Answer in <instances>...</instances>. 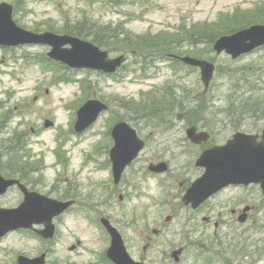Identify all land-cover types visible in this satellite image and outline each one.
I'll list each match as a JSON object with an SVG mask.
<instances>
[{
    "label": "rangeland",
    "instance_id": "374dc122",
    "mask_svg": "<svg viewBox=\"0 0 264 264\" xmlns=\"http://www.w3.org/2000/svg\"><path fill=\"white\" fill-rule=\"evenodd\" d=\"M8 1L18 6L16 19L29 30L45 31L47 27H52L62 34L67 31V24L82 22L88 26L82 33L89 32L92 36L97 31L105 33L102 37L107 41L106 49L112 51V56L119 51L109 48V44L124 46L126 38L145 43V48L161 44L162 40L176 54L211 60L217 68L209 91L204 93L200 71L172 64V60L161 57L164 53H150L149 57L139 58L130 56L125 66L110 76L86 69H71L56 62L51 63L53 66L47 65L45 70L41 63L49 60V48L46 46L0 47V119L4 124L0 129V144L5 147L11 135L21 144L22 151L11 164L20 167V175L31 188L52 197L69 195L79 200L74 210L56 222L58 234L52 242L39 241L28 232H16L0 239V264H15L19 254L36 256L46 249L49 250L48 264H100L94 254L100 259L108 241L101 233L100 236L96 233L95 219L86 216L99 219L109 209L116 212L117 203L113 200V206H108L106 199L111 189L106 148L110 144L109 130L116 122L125 120L139 132L151 133L153 143L146 148L144 161L171 160L173 169H177L176 174L179 173L173 179V193L179 196L183 195L182 188H186L179 185V178L190 185L202 173V169L195 168L194 161L203 148L188 146L183 139L190 119L193 124L198 120L195 125L199 124L214 133L213 143H224L235 132V126L251 133H259L264 127L262 110L255 115L252 112L241 115L243 122L236 121V115L231 117L239 113H231L233 110L247 109L244 106L247 98H264V49L232 60L228 54L213 52V44L207 40L210 33L200 31L223 32L235 20H245L250 10L255 8V3L264 6V0ZM205 22L209 24L198 27L197 24ZM211 36L214 34L208 38ZM152 38L159 39V43ZM195 40L197 42L194 43ZM81 82H84L86 91ZM165 86L170 92L154 90ZM251 86L256 88L255 94L248 92ZM241 91L244 92L242 98L246 99L236 101ZM87 98L103 100L110 105V109L102 113L86 131L78 134L73 128V108H79L78 105ZM148 115H161V121L165 122L159 123V119ZM47 121H51L53 126L46 127ZM60 129L67 131L62 135V144L58 145ZM98 146L103 147L98 150ZM57 150L65 164L59 163L55 157ZM6 158L7 154L0 148V166L4 170L11 168ZM179 166L190 169L181 170ZM15 169L19 172V168ZM159 182L146 174L138 185L143 189L140 188L139 194L133 197L135 204L142 203L135 210L146 213L147 219L168 211L166 206L161 210L151 206L154 200L149 203L152 194L160 192ZM163 187L162 181L161 200L164 197ZM97 199L95 212H86L84 203L94 205ZM22 200L19 190L12 189L0 199V203L4 207H15ZM173 203L180 209V215L167 227L177 233L175 242L187 247L181 264H207L206 257L212 256L209 253L212 238L217 237L214 231L223 241L234 244L235 248L224 252V260L227 261L221 257L213 264H264V196L259 186L247 187L242 192L230 188L227 193L224 191L214 197L197 213L182 207V197ZM248 204L254 206L251 219L240 223L231 211L242 210ZM124 205L128 210H133L135 206ZM219 210L224 212L219 227H215L219 219L213 217L211 223L202 220L205 212ZM167 215L164 214V223ZM189 219L190 236L187 229ZM201 230L209 234H201ZM136 234L129 232L133 251L143 254L145 244H137L139 237ZM74 235L86 245H82L80 251L78 247L74 252L70 250L78 240L74 239ZM165 251L166 263L171 264L168 262L171 250L166 248ZM3 254L7 255L4 257ZM199 254L203 256L199 257ZM148 256L158 262L161 248L149 250Z\"/></svg>",
    "mask_w": 264,
    "mask_h": 264
},
{
    "label": "water",
    "instance_id": "95a60500",
    "mask_svg": "<svg viewBox=\"0 0 264 264\" xmlns=\"http://www.w3.org/2000/svg\"><path fill=\"white\" fill-rule=\"evenodd\" d=\"M12 26L13 23L11 21V7L7 4H2L0 7V42H5L6 41L5 37H11V32H8L7 28ZM20 32H21L20 34L21 38L32 36L33 38H35L34 41L36 42L48 43L53 45L54 49L50 53V55L52 57L61 59L72 66H76V67L89 66L93 68L104 69L107 71H113L116 68V66L119 65L123 60V58H119L117 60L108 61L106 60V53L100 52L99 49L93 46L92 44L87 42H82L76 38L58 37L50 33L34 35V34H28L23 31ZM14 41L16 40H10L9 42H14ZM65 43H71L73 48L63 49L61 46ZM261 43H264V27L256 26L249 30L239 32L233 36L223 37L216 44V48L218 49V51H221L222 49L226 48L229 52L233 53L234 56H237L238 54L244 51H248L252 47L259 45ZM191 63H196V62L192 61ZM199 65L202 66L203 79L206 83V86H208L213 76V66L210 65V67H206L203 66L201 62L199 63ZM89 104H93V103L89 102L85 106V108ZM85 108H83L81 112ZM96 115L97 112L93 116L92 120L95 119ZM127 127L128 126L122 124L119 125L115 130L122 131L124 129H127ZM131 131L134 134V131L133 130ZM133 134H131L132 138L135 137V135ZM115 137L119 141L120 135L115 134ZM252 142L254 143V139H252ZM253 151L254 152H249L244 155V159L247 164L244 165V167L239 171H236V173H240L242 175H238L237 177L232 178L231 176L226 174L223 177V181L225 183L233 181L235 180V178L237 179L239 178L241 179V181L244 182L260 181L262 183V187L264 190V153L258 155L260 152H258L255 148L253 149ZM114 154H118V153L114 152ZM209 167L210 168H208V172L205 176V180L206 178L213 179L214 183H216L215 178L218 175H220L222 172H224V169H217L219 167H217L215 164L212 163L209 164ZM220 167H222V165ZM6 185H8V182L6 183ZM28 194L29 193H26L27 203L25 204V208L18 210V212H21L22 210L29 211L30 216L33 219H38V221H50L54 215L62 212L67 206L66 204L64 205L58 202L49 201L44 197L38 196L37 194H32V195H28ZM52 231L53 228L50 226L48 230L45 232V235L46 236L51 235ZM42 263H43L42 258L39 259L36 258L32 260L29 259L21 260V264H42Z\"/></svg>",
    "mask_w": 264,
    "mask_h": 264
},
{
    "label": "flooded vegetation",
    "instance_id": "af4514ba",
    "mask_svg": "<svg viewBox=\"0 0 264 264\" xmlns=\"http://www.w3.org/2000/svg\"><path fill=\"white\" fill-rule=\"evenodd\" d=\"M139 135L143 138H146L144 136H142V134L139 133ZM147 139V138H146ZM140 165L138 167H132L130 168L128 171H124L122 174V177L120 178L119 182L115 181V178L112 177V189H113V193L111 196H113L114 198L116 196H118V205H121L122 202L127 201L132 203V199L135 196V193L139 194V190L140 188L143 189V186L139 187V183L144 179L146 174H149L148 171H146V168L148 167L149 163H159L162 162L159 159L152 161V162H145L143 155L141 156V160H140ZM178 168H180L181 170H186L188 171L190 168L189 167H185L182 168V166H179ZM177 169H169L164 172V173H158L159 174V178L161 181V175L164 177V197L161 200V182L158 185L160 192L157 191V194L155 193L154 196L156 198V205L158 207L159 210H161L164 206L167 207L168 209V213L169 216L166 219L168 222H170L173 219V216H176L179 212L180 209H178L177 205L173 203V201H175L176 199H178L179 196L178 194H174L173 193V179L177 178V176L179 175V173H177ZM175 174V177H174ZM179 185L180 186H186V188H182V193H184L186 191V189L190 186L188 185L189 183H185L187 185L184 184V182H181V179L179 178ZM191 184V183H190ZM129 187H132L133 191L130 192L129 191ZM134 189H136V191H134ZM132 194V195H131ZM110 196V194H109ZM117 202V200H116ZM135 207H138L140 205H142V203L137 202L136 204H134ZM186 205V204H185ZM190 206H183V208H185L186 210H190L189 208ZM198 210V209H197ZM232 213H234L235 215H237L239 213V211L237 210H232ZM165 214V213H164ZM164 214H161V216H159L158 220L156 221V223H158L161 227L159 228H154L152 230V232L155 235H161V242H157L154 244V247L152 248V251H157L159 250V248H161V258L158 262H155L154 260H151L152 257L148 256L147 254H142L141 256H139L138 260H142L145 261L146 264H167L166 261V248L170 249V253H169V260L168 262L171 264H175V262L172 260L171 258V254L174 250H176L177 247H181L180 243H176L175 239L172 240H166L164 237L165 231H163V228H165V224L163 222V218H164ZM111 219L110 222L112 223L113 226H115L120 232H126V231H134V229L137 228L136 232L137 234H139L140 236V242H144L145 240L143 239V236L145 234V231L148 228L147 225V219H144V216H142V214H136L134 215L133 210H131V212H113L112 216L110 217ZM143 220V221H142ZM142 221V222H141ZM149 239H151L149 237ZM154 240H151L148 243V246L144 247L145 252H147L148 247L150 244H152ZM229 250V249H225ZM227 261V260H224Z\"/></svg>",
    "mask_w": 264,
    "mask_h": 264
},
{
    "label": "trees",
    "instance_id": "16d2710c",
    "mask_svg": "<svg viewBox=\"0 0 264 264\" xmlns=\"http://www.w3.org/2000/svg\"><path fill=\"white\" fill-rule=\"evenodd\" d=\"M249 19H251V18H249ZM253 19L255 20V19H257V18H255V17H253ZM254 20H251V21H249V23L250 22H255ZM81 24L82 23H80V24H78V25H75V26H73L72 28H69L67 31L68 32H73V33H75V34H79V35H82V30L84 29V26H81ZM247 25V22H246V20L245 21H243V20H240V21H234V22H232V25H230L229 26V28H227L226 30H224L223 32L222 31H214V30H212V33L214 34V36H213V38L211 39V42L213 41V40H215V38L219 35V34H221V33H228V32H232V31H235V30H237V29H239V28H242V27H244V26H246ZM80 26V27H79ZM86 34H88L89 36H91V34L90 33H86ZM104 34L102 33V32H100V31H97V34H95L93 37V40H95L96 42H98V43H100V44H104V41H102V39H103V36ZM101 36V37H100ZM143 50H145V49H143Z\"/></svg>",
    "mask_w": 264,
    "mask_h": 264
},
{
    "label": "bare ground",
    "instance_id": "6f19581e",
    "mask_svg": "<svg viewBox=\"0 0 264 264\" xmlns=\"http://www.w3.org/2000/svg\"><path fill=\"white\" fill-rule=\"evenodd\" d=\"M232 247H235V245H234V244H232Z\"/></svg>",
    "mask_w": 264,
    "mask_h": 264
}]
</instances>
